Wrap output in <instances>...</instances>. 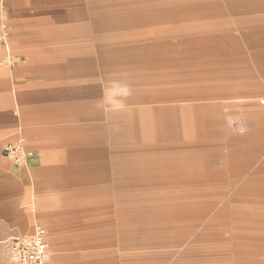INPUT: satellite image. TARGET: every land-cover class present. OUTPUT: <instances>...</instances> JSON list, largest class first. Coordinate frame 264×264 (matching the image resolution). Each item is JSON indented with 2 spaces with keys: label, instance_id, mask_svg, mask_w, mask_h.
Instances as JSON below:
<instances>
[{
  "label": "crops",
  "instance_id": "crops-1",
  "mask_svg": "<svg viewBox=\"0 0 264 264\" xmlns=\"http://www.w3.org/2000/svg\"><path fill=\"white\" fill-rule=\"evenodd\" d=\"M142 1L146 4H142ZM211 1L214 4L209 3ZM229 1L234 9L246 10L252 14L261 13L257 14L256 20L253 18L255 15L248 17V20L257 25L242 36L245 48L234 36H197L191 32L192 29L201 30L204 24L186 23L190 15L199 17L214 13L217 10V0H0V23L7 22L11 29L9 49L13 44L15 57L22 55L21 42L18 40H22L24 35L30 38L41 30L46 32L47 22H61L63 10L68 8L70 11L66 18L69 23L65 27L55 26L59 27L56 38L63 40L65 36L70 57L71 52L76 50L72 61L65 58L69 68L39 71V62L35 59L14 66L7 64L8 56H13L9 50L0 46V264H12L8 243L13 238L32 236L38 227H42L38 226L33 231L30 215L32 197L64 192L77 185L80 133L81 137L88 138V134L83 132L84 126L79 124V119L83 117L81 115L85 114L87 118L83 117L84 120L94 123L90 124L93 126L90 136L93 142L103 139L109 128L110 139L121 144L122 137L133 136L140 125L145 129L146 135H156V138L162 139L156 143L174 145L175 143L166 141L178 142L181 138L179 112L186 113L193 106L158 104L188 102L193 93L205 97L210 95V90L225 87L213 84L198 88L197 85H192L191 81L194 79L191 75L202 71L194 67H200L204 61L236 67L241 64L244 72L231 75L240 80L247 79L245 73L250 64L264 73V0H239L236 4L235 0ZM122 30H133L137 32V36L122 38ZM164 32H168L169 37L176 35L174 33L182 34H179L178 39H169L162 36ZM231 43L235 45V49L230 50ZM25 44L37 45L33 41ZM62 60L59 58V61ZM233 72L236 73V70L233 69ZM98 76L131 83L137 94L148 93L150 96L142 97L150 98L142 102L139 101L142 99L135 97L128 103L151 105L134 108L131 121L122 112H116L109 115L108 125L103 124L100 122L105 119L101 101L94 94L104 92L106 85L94 82L98 80ZM238 82L235 87L244 85ZM149 83L159 84L156 87L137 89V86H148ZM258 85L264 89V82ZM252 94L253 91L247 92L248 96ZM263 112L260 109L257 114ZM111 118L119 123L121 129L112 126ZM211 123L214 125L216 121L213 119L205 122L207 126L203 135L206 139L214 138L208 130ZM122 126L126 127V133H122ZM21 138L25 141L28 153L27 163L24 165L5 156L3 152L5 146ZM243 139H252L257 145L264 147V130L250 129ZM148 140L138 142L130 154H115L113 157L116 164L114 171L120 184L122 180L128 185H135L154 179L166 181L172 186L183 182L191 185L199 180L198 176H202L191 171L193 152L189 149V142L186 147L182 142L178 145L183 147L175 145L171 149H162ZM102 154L104 149L100 147L94 155ZM104 167V162H94V169L104 170ZM261 167L264 168V164ZM227 214L228 208L225 207L217 217L223 219V216H228V224L223 225L230 226L221 227L219 235L224 241V230L231 232L233 245L230 254L221 253V256H217L187 249L173 264H216L214 260L208 261L209 257L220 261L225 258L231 260V264H264V218L250 213ZM198 224L195 222L190 226ZM176 225L173 224L172 227L176 228ZM143 228L144 226L137 227ZM107 231L104 227L100 230L104 237ZM205 234L204 231L196 238L204 239ZM156 236L154 233L152 236L145 235L143 243L154 247L160 244L181 246L184 242V235L181 233L178 237L167 240L159 239L161 235ZM221 250L224 248L221 247ZM111 253L114 250L107 249L99 255ZM171 254H162L164 258L158 264H166ZM187 258L192 261H185Z\"/></svg>",
  "mask_w": 264,
  "mask_h": 264
},
{
  "label": "rangeland",
  "instance_id": "rangeland-1",
  "mask_svg": "<svg viewBox=\"0 0 264 264\" xmlns=\"http://www.w3.org/2000/svg\"><path fill=\"white\" fill-rule=\"evenodd\" d=\"M217 1V10L214 13L202 14L199 17L190 15L186 23L204 24L201 30L192 29L191 32L197 36L199 34L210 37L234 36L245 48L242 36L248 29L257 25L248 20V17L255 15L253 18L256 20L257 14L261 13L252 14L246 10L234 9L229 0ZM237 1L239 0L233 2L236 4ZM213 2L209 3L214 4ZM209 3L206 4L210 5ZM142 4L146 3L142 1ZM69 11V8L63 10L65 18L62 17L61 22L57 24L47 22L46 32L41 30L30 38L24 35L22 40H18L23 44H20L22 55L15 57L11 44L9 51L13 57L8 56L7 64L14 66L35 59L39 62L37 65L39 71L69 68L65 58L72 61L76 50L71 52L72 57H70L66 49L68 43L65 41V36L63 40L56 38L59 35L57 31L59 27H55H65L69 23L66 18ZM46 18L49 19V16ZM167 33L164 32L162 36L169 37ZM136 34L137 32L133 30H122V38H133L137 36ZM174 34L176 35L170 36L169 39H173L171 37L178 39L179 34L182 33ZM27 41H33L37 45L26 46ZM216 46L218 47L217 44ZM230 47V50L235 49L233 43ZM59 58L63 60L59 61ZM249 66L247 69L244 67L247 71L245 73L247 79L244 77L246 80H240L237 76L231 75L244 72L241 64L236 67L204 61L200 67H194L202 71L197 75H191L194 79L191 84L197 85L198 88L213 84L223 85L225 86L223 89L210 90V95L205 97L193 93L188 102L158 104L193 106L186 113L179 112L181 138L178 142L166 141L175 143L174 145L156 143L157 140L162 139L156 138V135H146L145 129L140 125L135 133L133 132V136L122 137L121 144L110 139L109 128L105 131L103 139L93 142L90 136L94 123L84 120L87 118L85 114L81 115L84 118L79 119V124L84 126L83 132L88 134V138L81 137L82 133H80L77 185L64 192L32 197L31 200L30 215L33 231L38 226L47 230L50 264H158V261L164 258L162 254L167 252H171L172 256L168 258L166 264H173L187 249L217 256H221V253L230 254L233 245L231 232L224 230V241L219 235L221 227L230 226L223 225L228 224L226 218L228 216H223L222 219L217 217V214L226 207L227 215L250 213L264 218V168L261 167L264 164V147L257 145L252 139L248 141L243 139L250 129L264 130V112L257 114L260 109L264 111V105L261 104L264 89L258 85L264 82V73L253 64ZM225 74L227 77H224ZM137 76L142 78L141 75ZM97 79L94 82L106 85L104 92L94 94L95 97L100 98L103 118L107 119L100 122L105 125H108V117L113 113L122 112V115L131 121L134 108L151 105L128 103L135 97L142 99L139 101L143 102L150 97L142 96H150V94L140 92L137 94L132 89L131 83L125 80H108L103 76H98ZM146 81L147 79L144 82ZM238 81L244 85L235 87ZM156 84L139 85L137 89L156 87ZM248 91H253V94L248 96ZM196 107L199 109L196 110ZM204 119L205 122L213 119L216 121L208 128L214 136L212 139H206L203 135L207 126ZM111 121L112 126L121 129L114 118H111ZM122 133H126L124 126ZM145 140L156 143L157 148L162 149H171L175 145L183 147L178 145L182 142L186 147V143L189 142V149L193 152L190 160L191 171L202 176H198L199 180L191 185L183 182L172 186L166 181L159 182L154 179L144 181L145 184L135 185H128L122 180L120 184L114 171L116 164L113 162V157L115 154L132 153L138 142ZM100 147L104 149V154L94 155ZM96 161L104 162V170L93 168ZM195 222L199 224L190 226ZM173 224H177L176 228L172 227ZM138 226L144 228L137 229ZM102 227L108 229L106 237L100 232ZM204 231L205 238L197 239L196 236L202 235ZM153 233L157 234L156 237L161 235L159 239L165 240L178 237L181 233L184 235V242L181 246L160 244L149 247L143 243V240L145 235L152 236ZM221 247L224 248L223 251ZM107 249L114 250V253L99 255ZM184 260L192 261L191 258ZM207 260H214L216 264L232 263L225 258L220 261L218 258L209 257Z\"/></svg>",
  "mask_w": 264,
  "mask_h": 264
},
{
  "label": "built area",
  "instance_id": "built-area-1",
  "mask_svg": "<svg viewBox=\"0 0 264 264\" xmlns=\"http://www.w3.org/2000/svg\"><path fill=\"white\" fill-rule=\"evenodd\" d=\"M11 31L6 23H0V46L9 50ZM264 105V98L261 100ZM4 155L19 164H26L28 153L23 138L5 146ZM12 264H50L47 231L38 227L32 236L15 237L9 243Z\"/></svg>",
  "mask_w": 264,
  "mask_h": 264
}]
</instances>
